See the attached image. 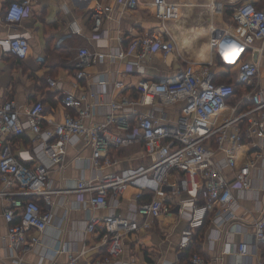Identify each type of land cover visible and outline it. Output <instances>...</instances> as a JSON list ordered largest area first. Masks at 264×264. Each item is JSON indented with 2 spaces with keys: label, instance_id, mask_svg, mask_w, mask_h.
Returning a JSON list of instances; mask_svg holds the SVG:
<instances>
[{
  "label": "built area",
  "instance_id": "built-area-1",
  "mask_svg": "<svg viewBox=\"0 0 264 264\" xmlns=\"http://www.w3.org/2000/svg\"><path fill=\"white\" fill-rule=\"evenodd\" d=\"M36 1H9L3 11L6 24H20ZM139 1L116 0L123 9L129 10L136 9ZM112 10L110 5L100 2L93 6L91 38L96 46L108 47L107 37L100 31ZM231 19L242 29L236 45L239 55L245 48H253L254 41H264V7L259 8L250 1L239 3L232 9ZM67 29L70 35L81 33L74 20L68 23ZM172 49L171 42L156 31L131 37L115 51L79 47L72 73L73 86L76 88L85 79L88 87L94 82L99 89L88 88L76 93L62 88L56 79L48 78V84L60 92L55 105L56 118L40 100L21 107L11 99L0 104V197L8 200L1 215L6 224L4 240L10 249L23 250L39 243L40 233L52 219V213L43 205L50 206L51 195L60 191H73L77 201L87 203L90 211L105 209L108 197H117L127 185L138 188L131 215L88 214L85 232L100 233L105 247V253L92 264L117 263L126 235L146 230L152 221L161 220L174 208V202L178 211L187 215L178 238L179 255L187 251L200 229L210 225L222 227L228 221L240 219L236 214L240 203L235 192L254 190L261 206L264 177L257 176L256 170L259 163L264 167V88L255 82L259 73L257 61L238 62L236 80L243 86L240 94L234 83L217 80L211 69L196 70L188 63L172 76L141 77L135 84L136 97H107L109 91L120 89L122 82L113 79L111 85L103 72L90 81L86 70L108 59L134 57L143 61L155 51L165 55ZM0 50L23 60L29 52V35L13 32L0 38ZM125 63L124 73L141 67L136 60L127 59ZM176 103L181 104V110L172 121L165 108ZM141 106L149 110L144 111ZM100 114L102 121L95 119ZM27 132L38 140L33 151L14 153L9 137ZM79 141L89 146L90 154L77 155L75 159L83 161L94 173L77 179L70 189L52 188L49 165L63 169L67 148ZM137 142L142 144L138 158L145 159V163L120 171L110 170L122 159L111 155L109 149H122ZM244 146L247 148L243 158L238 159V152ZM255 180L262 183L257 185ZM160 191L166 192L165 197L158 195ZM256 211L251 222V239L226 238L222 243V253H236L245 260L240 264H252L245 258L253 256L254 264H264V206ZM228 232L243 234L246 226L234 222ZM78 256L70 254L66 264H75ZM167 264L208 262L200 253L192 251L183 261L179 256Z\"/></svg>",
  "mask_w": 264,
  "mask_h": 264
},
{
  "label": "crops",
  "instance_id": "crops-1",
  "mask_svg": "<svg viewBox=\"0 0 264 264\" xmlns=\"http://www.w3.org/2000/svg\"><path fill=\"white\" fill-rule=\"evenodd\" d=\"M9 1L12 0H0V38L13 32H25L29 35V52L23 60H18L0 50V104L11 99L21 107L40 100L56 118L55 105L60 92L48 84V78L56 79L62 88L76 93L90 88L99 89L94 82L88 87L85 79L80 80L76 88L73 86V64L79 47L85 46L99 52L115 51L125 46L131 37L153 31L161 33L171 42L173 49L169 53L164 55L161 51H155L143 61L134 57L108 59L107 62L87 67L90 81L94 75L103 72L111 85L113 79L122 82V87L113 89L112 93L109 91L107 97H136L135 84L141 77L158 79L172 76L188 63L193 64L196 70L211 69L217 80L231 81L240 94L243 86L236 80V75L238 62L242 59L258 62L259 73L255 82L264 88V41H254L253 48L247 47L239 55L236 45L242 37V29L236 27L231 19L232 9L237 4L250 1L261 8L264 7V0H140L136 9L131 10L123 9L116 0H38L29 7L20 24L11 26L3 18L4 8ZM97 2L110 5L113 9L111 17L103 21L100 31L107 37L108 47L96 46L91 38V12ZM71 20L80 26V34L68 33L67 25ZM119 38L122 39L120 42ZM68 54L71 56L67 57ZM127 59L136 60L141 67L137 66V70L132 73H124ZM141 109L146 111L149 107L141 106ZM165 109L168 118L175 121L180 114L181 104H172ZM95 119L102 121L103 115H97ZM9 142L12 151L18 154L23 150L32 152L38 140L31 132H27L9 137ZM246 148L244 146L239 150L238 159L243 158ZM109 151L111 155L116 154L122 159L110 170L120 171L145 163V159L138 158L142 153L141 142L122 149L110 148ZM89 154V146L82 141L69 146L63 169L55 164L49 165L51 187L70 189L77 179L91 176L94 171L83 161L75 159L77 155L86 157ZM262 166L263 163H259L256 175L263 178ZM257 183L262 182L255 180ZM137 191L136 185H127L117 197H108L105 209L90 211L87 203L77 201L73 191L53 193L52 204L43 205L52 213L49 226L40 233L39 243L23 250L10 249L4 240L6 224L1 212L8 200L0 197V264H66L70 254H79L75 264H92L95 258L104 254L105 247L100 233L85 232L88 214L129 216L136 203ZM158 195L165 197L166 192L160 191ZM235 195L240 203L236 211L240 219L228 221L222 227L210 225L200 229L190 245L194 246L193 251L205 257L208 264H240L245 261L234 252L223 254L222 243L226 238L233 241L240 240L242 236L251 239L252 219L256 216V210L264 206V201L261 206L258 205L254 190L235 192ZM173 207L161 220L152 221L146 230L126 235L123 251L115 264H167L179 256L182 261L186 259V252L182 255L177 253V243L186 225L187 215L178 211L175 202ZM234 222H242L246 226V233L228 232ZM245 259L255 263L254 256Z\"/></svg>",
  "mask_w": 264,
  "mask_h": 264
},
{
  "label": "trees",
  "instance_id": "trees-1",
  "mask_svg": "<svg viewBox=\"0 0 264 264\" xmlns=\"http://www.w3.org/2000/svg\"><path fill=\"white\" fill-rule=\"evenodd\" d=\"M71 56V54H68L67 55V57H70ZM73 66H74V64H73ZM72 70H73V68H72ZM219 81H225V82H231V81H229V80H219ZM202 229H204V228H202ZM201 229V230H202ZM194 250V246H189V248L187 249V251H186V253L187 254H189V253H191L192 251ZM105 253V252H104ZM102 256V255H101ZM188 256V255H187Z\"/></svg>",
  "mask_w": 264,
  "mask_h": 264
},
{
  "label": "rangeland",
  "instance_id": "rangeland-1",
  "mask_svg": "<svg viewBox=\"0 0 264 264\" xmlns=\"http://www.w3.org/2000/svg\"><path fill=\"white\" fill-rule=\"evenodd\" d=\"M227 69H228V75H230V74H229V69H230V67L228 66ZM230 70H231V69H230ZM136 167H137V166H136Z\"/></svg>",
  "mask_w": 264,
  "mask_h": 264
}]
</instances>
